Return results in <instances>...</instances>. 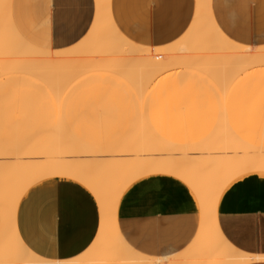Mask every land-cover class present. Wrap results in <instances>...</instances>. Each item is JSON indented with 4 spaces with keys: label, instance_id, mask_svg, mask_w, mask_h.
<instances>
[{
    "label": "bare ground",
    "instance_id": "bare-ground-1",
    "mask_svg": "<svg viewBox=\"0 0 264 264\" xmlns=\"http://www.w3.org/2000/svg\"><path fill=\"white\" fill-rule=\"evenodd\" d=\"M10 1L0 0V264H154L162 261L134 251L117 226V209L124 191L134 181L153 174L170 175L182 181L192 193L201 215L192 245L167 258L170 264H243L252 258H261L243 253L225 240L217 223L216 204L235 180L251 173L264 177V154L257 143L260 140L264 143V122L260 120L264 117V44L247 45L228 38L212 18L210 0H196L193 19L176 40L160 46L136 44L117 28L111 16V0H95L93 21L79 41L62 49L41 48L15 29L10 19ZM85 83H108L105 87L123 85V89L128 85L124 91L130 99L126 95L127 101L120 97L119 103L113 104L114 110L139 117L154 111L158 116H165L161 110L176 102L172 93L177 97L178 91L184 92H178L180 95L198 96L196 92L203 91L190 115L200 119L224 117L219 121L235 136L231 141L233 155H210L206 151L189 155L179 151L177 157H170L166 154L171 153L174 143H164L161 130L166 123L157 119L147 123L146 134L137 138L126 136L121 140L125 147L120 151L112 149L136 156L115 162V175L106 179L102 174L97 175L99 163L95 164V160L77 166L73 160L45 156L44 148H50L51 141L48 140V145L42 141L41 150L32 137L35 126L39 127L36 121L40 122L45 114L38 117L34 103L23 102V98L43 95L44 101L53 102L63 99L59 94L65 85ZM148 83H153L150 87L156 89L148 87ZM137 84L148 85L160 98L149 94L147 89L140 98L145 85L138 86L139 90ZM99 91L102 92L100 86ZM109 92L113 97L108 93L107 99L111 98L112 102L117 96ZM103 93L101 97H105ZM163 98H166L163 103L158 102ZM39 125V128L56 127L55 122ZM241 134L248 138V148L249 145L256 147V153L235 155L238 149L247 146L241 143ZM66 140L63 145L78 151L70 150L71 155L82 152L77 149L78 143L71 141L69 145ZM83 151L85 154L97 152ZM55 177L77 181L91 193L99 209V228L93 243L83 254L65 261L45 259L33 253L22 243L15 226V211L28 188Z\"/></svg>",
    "mask_w": 264,
    "mask_h": 264
},
{
    "label": "crops",
    "instance_id": "crops-1",
    "mask_svg": "<svg viewBox=\"0 0 264 264\" xmlns=\"http://www.w3.org/2000/svg\"><path fill=\"white\" fill-rule=\"evenodd\" d=\"M82 1L11 0L10 19L28 42L62 49L79 41L93 21L95 0ZM195 8L196 0H111V16L119 31L135 43L150 46L168 44L182 35ZM210 10L228 38L247 45L264 43V0H210ZM216 206L225 240L243 253L261 257L243 264H264V177L251 173L235 180ZM200 219L189 188L165 174L134 181L122 194L117 209L122 238L134 251L162 259L154 264H170L167 258L187 250ZM15 226L20 240L33 253L45 259L70 260L93 243L99 209L91 193L78 182L47 178L21 197Z\"/></svg>",
    "mask_w": 264,
    "mask_h": 264
},
{
    "label": "rangeland",
    "instance_id": "rangeland-1",
    "mask_svg": "<svg viewBox=\"0 0 264 264\" xmlns=\"http://www.w3.org/2000/svg\"><path fill=\"white\" fill-rule=\"evenodd\" d=\"M136 44H140V43H136ZM148 84L149 86L145 84H141L142 86H140V84L139 85L137 84V86L135 85L136 87L140 86L141 88L145 85L144 86L145 88L143 87V90L140 87H138L139 90L141 89L139 94L140 98H141V93L145 94V91L147 90L150 91L147 92L152 96L156 94L154 92L155 90L154 91L152 90L153 92L151 91V89H156L150 87V85L154 86L153 83L151 84L148 83ZM104 85H109V84L104 83L99 85V84L85 83V84L65 85L62 88L61 94H59V97L60 95H62L61 97L63 98L61 99L62 101L61 100H55L53 102L44 101L46 98H44L43 95H40L42 99L40 96L31 99L28 96L23 98L24 100V101L22 100L23 102L34 103V105L36 106L34 111L36 112L35 114H38L37 115L38 117H41L40 115L45 114V116L43 115L44 119L43 117L42 119L41 118L39 119L41 120L40 122L36 119L37 120L36 122L39 127H40L39 124L43 122H45V124H49V122L51 123L55 122L56 124V127L49 126L48 128H39L35 126L36 129L32 134L33 139L36 140L37 144L40 147L42 141H44L47 145L49 143L48 140L51 141L52 145L50 146V148L49 147L44 148V151L46 152L45 156L49 154L53 158H57L58 156H60V158H63L66 161L73 160L74 164H76L77 166H80L84 161L95 160V164L99 163L98 167H96L97 175L100 176L102 174V177L106 179L108 177H112L113 175H115L116 173L115 170L117 168V166H115V162H118L119 160L122 159L134 158L136 156V155H132L131 153H124L125 154L124 155L123 153L118 152L120 151L121 148L125 147L123 144H121L122 138H125L126 136L137 138L143 134H146V132H144L145 128H149L147 127V123H149L150 120H157V119H163L164 122L166 123L164 128L161 130V136L164 143L170 145V143L173 142L174 143L173 148H176L175 150H173L172 148L173 150V151L171 150L172 154L169 153V151L167 152L166 155L169 154L171 155L170 157L172 156L177 157V155H179L177 154V152L180 153L181 151L183 152L185 151L187 154L191 155V152L195 153L197 152V150L199 152L202 151L209 152L210 155H222V156L233 155V151H232L233 148L231 141L233 142L235 136H233L234 133L233 131H231L230 128L225 127L219 121V119H222L224 117L216 115L214 118L211 119H204V118L200 119L196 116L190 115L192 113V109H194V106L198 105L197 102V100H199L198 96L202 97L201 94H203V91H201L202 93L197 91L196 93L200 94V95L197 94L198 96H193L192 93L190 94L185 93L184 95H180L178 93L180 91H178L177 92L178 97H177L175 96L176 93L174 94L172 93V97L173 99L175 97L176 102H173L174 100H171L173 104H171L170 106H166L164 107V109L161 110L163 114H166L165 116H158L159 114H157L154 111V112L145 113L144 115H141V117H139L138 115H126L114 110V108L119 103L121 98H124L125 100L128 97V95H126V92L124 91L127 89V88L125 89V87L128 85H125L124 89H123V85H118L120 87H115V84H113L114 87L113 85L107 87H105ZM99 86L100 89H102V92L105 93V94L103 93L105 97L103 96L101 97L102 92L99 91ZM147 86L150 87L151 89L150 88L148 89ZM114 88H118V91H112V89L114 90ZM120 88L123 91L121 90L119 91ZM110 90L111 93L115 92V95L117 97L116 96L114 97H116L117 99H119L120 97L121 98L118 101L116 98H113L115 102L113 100L111 102V98L107 99L108 95L110 94L109 92ZM180 93L182 94L184 92L181 91ZM187 94L190 96H188ZM163 95L164 97H166V93H164ZM152 96L149 95V97ZM159 96H161L160 93ZM109 97H113V95L110 94ZM147 97L145 95L144 99H147ZM156 97L157 99L160 98V97L158 98V94H156ZM156 97L154 99H156ZM39 98H40V102H37L39 101L38 100ZM166 98H163V100H159L158 102L163 103V101H165ZM128 99H130V97H128ZM170 99H172L171 96ZM137 119L139 121H137ZM260 120L264 122V117H262ZM65 138L67 139L66 141L70 142L69 145L72 144L73 141L74 144L78 143L79 145L76 146L80 147V149L78 147L77 149L82 151L83 153H84L83 150L97 151V152H95L94 154H89V153L83 154L82 152L77 154L78 151L76 150V148L73 149L71 147H68L67 144H66L67 147L64 148L66 146L63 145ZM81 140H84L85 142L83 143H86V145H84ZM247 141L248 138L246 137V135L241 134V143L246 144L247 146L245 148L238 149L237 150L238 152H236L235 154L236 156L239 157L242 156V154L250 155L256 153L254 151L256 147L255 146L250 147L249 145L248 148ZM260 141H258L257 143L261 146L260 150L261 148L263 150V151L261 150V153L264 154V147H262L264 146V143L262 145L261 143L263 141L261 142ZM82 144L85 147L82 146ZM203 145H204V149H201L203 148ZM112 149H118V151L113 152ZM41 150H43L42 147ZM70 150H73V152L74 150H76L75 152L77 153L74 154L75 153L74 152L71 155V152H69ZM260 150L258 152H260ZM144 157L145 156H139L137 158L143 159Z\"/></svg>",
    "mask_w": 264,
    "mask_h": 264
}]
</instances>
